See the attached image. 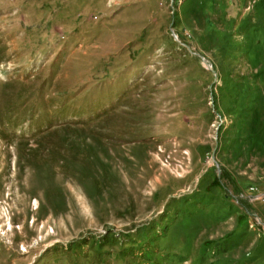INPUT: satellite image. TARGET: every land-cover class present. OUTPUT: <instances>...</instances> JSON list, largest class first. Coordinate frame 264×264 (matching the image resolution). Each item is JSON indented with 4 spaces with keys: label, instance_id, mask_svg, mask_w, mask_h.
Returning <instances> with one entry per match:
<instances>
[{
    "label": "rangeland",
    "instance_id": "1",
    "mask_svg": "<svg viewBox=\"0 0 264 264\" xmlns=\"http://www.w3.org/2000/svg\"><path fill=\"white\" fill-rule=\"evenodd\" d=\"M0 264H264V0H0Z\"/></svg>",
    "mask_w": 264,
    "mask_h": 264
}]
</instances>
